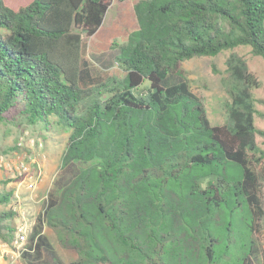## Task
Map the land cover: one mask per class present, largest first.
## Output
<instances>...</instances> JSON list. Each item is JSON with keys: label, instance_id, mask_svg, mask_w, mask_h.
Masks as SVG:
<instances>
[{"label": "trees", "instance_id": "obj_1", "mask_svg": "<svg viewBox=\"0 0 264 264\" xmlns=\"http://www.w3.org/2000/svg\"><path fill=\"white\" fill-rule=\"evenodd\" d=\"M111 2L0 0V124L30 128L44 145L67 132L60 168L77 164L24 255L45 247L57 264H259L258 83L232 61L227 119L214 124L184 62L240 46L264 57V0H137L138 27L113 43L124 75L83 87L95 82L84 35ZM15 179L0 177V241L10 246ZM42 223L74 260L62 262Z\"/></svg>", "mask_w": 264, "mask_h": 264}, {"label": "rangeland", "instance_id": "obj_2", "mask_svg": "<svg viewBox=\"0 0 264 264\" xmlns=\"http://www.w3.org/2000/svg\"><path fill=\"white\" fill-rule=\"evenodd\" d=\"M137 0H112L111 5L106 13L102 26L92 36L84 35L82 44L83 65L89 69V73L94 81L87 79L82 85L89 87L99 81H104L112 75L123 76L124 72L119 66L116 55L117 45L121 44L127 38L129 33L138 27L133 5ZM242 59L248 70L255 76L258 86L252 89L255 98L256 124L264 131V57L254 55L251 47L240 46L232 50H227L217 56L194 57L184 62L186 76L189 79L193 90L203 99L208 115L214 124H222L227 119V105L231 100L229 92L230 82V63L234 60ZM88 84V86H87ZM29 136L38 140L37 135L31 129L27 128L22 132L21 128L15 126L0 124V151L5 148H12L9 151H17L20 155H27L29 172L36 173L39 164L43 168V174L38 181L34 191L26 187L20 177L9 182V187L15 188V193L22 203L26 204L29 210L30 231L29 238L36 225L40 222L39 216L42 213L45 204L52 193H57L59 187L69 180L77 164L72 163L66 168H60L61 154L65 148L68 133L64 131L55 132L54 139L47 140L43 148L37 145H29L23 148H13L19 140H24L25 132ZM258 142L264 149V134L257 136ZM25 138V142H26ZM24 142V143H25ZM44 155V158L42 157ZM36 158V161L32 159ZM261 175L262 191L261 196L264 204V161L256 168ZM12 174L2 173L0 177H12ZM14 178V177H13ZM19 178V177H18ZM43 233L48 240L62 254L63 251H72V255L60 256L62 262L67 263L77 257L74 249L61 247L57 241L55 232L46 224L42 223ZM47 231L52 236L47 235ZM259 251V264L264 262V220L261 232L256 237ZM31 240H29L30 243ZM6 247L11 248L7 243ZM7 253V252H5ZM8 256V257H7ZM8 264H57L53 255L43 247L40 255H31L26 257L24 254L16 257L11 252L5 257Z\"/></svg>", "mask_w": 264, "mask_h": 264}, {"label": "built area", "instance_id": "obj_3", "mask_svg": "<svg viewBox=\"0 0 264 264\" xmlns=\"http://www.w3.org/2000/svg\"><path fill=\"white\" fill-rule=\"evenodd\" d=\"M25 138L27 139L25 142ZM24 140H19L17 142L18 148H23L26 144L33 147L37 145L39 148L44 147V142L41 139L36 140L29 136V132L26 131L24 135ZM25 142V143H24ZM44 158V155L42 156ZM36 161V158L32 159ZM8 173L12 174L14 178L21 177L22 182L26 184V187L31 191H34L38 181L41 179L43 174V168L39 164L36 173L29 172V166L27 162V155H20L17 151L2 152L0 151V174ZM14 206L19 213L17 217V228L15 231L13 243L11 246V252L14 253L16 257L23 255L27 251H33L29 247V231H30V218L29 209L22 203Z\"/></svg>", "mask_w": 264, "mask_h": 264}, {"label": "crops", "instance_id": "obj_4", "mask_svg": "<svg viewBox=\"0 0 264 264\" xmlns=\"http://www.w3.org/2000/svg\"><path fill=\"white\" fill-rule=\"evenodd\" d=\"M47 235L48 236H52V233H50L49 231H47ZM53 245V247L56 249V247L54 246L53 242L51 243ZM6 244H1V249H0V264H8L5 257V255H8V252H11V249L9 247L5 246ZM56 251L58 252V254L62 257V256H68V255H72L73 252L72 251H63L62 254L58 251V249H56ZM7 252V253H5ZM12 253V252H11ZM14 254V253H12ZM8 257V256H7Z\"/></svg>", "mask_w": 264, "mask_h": 264}]
</instances>
